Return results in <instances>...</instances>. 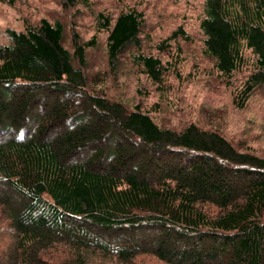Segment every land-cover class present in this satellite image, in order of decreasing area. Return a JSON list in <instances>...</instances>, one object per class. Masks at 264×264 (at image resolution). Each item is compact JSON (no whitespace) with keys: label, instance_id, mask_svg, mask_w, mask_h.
Returning <instances> with one entry per match:
<instances>
[{"label":"trees","instance_id":"trees-1","mask_svg":"<svg viewBox=\"0 0 264 264\" xmlns=\"http://www.w3.org/2000/svg\"><path fill=\"white\" fill-rule=\"evenodd\" d=\"M55 2L64 17L7 27L0 42V264H264V153L219 125L158 124V102L96 87V35L75 26L88 10L109 72L128 61L163 90L186 29L154 53L136 7ZM198 19L208 72L244 107L264 90V0H203Z\"/></svg>","mask_w":264,"mask_h":264},{"label":"rangeland","instance_id":"rangeland-1","mask_svg":"<svg viewBox=\"0 0 264 264\" xmlns=\"http://www.w3.org/2000/svg\"><path fill=\"white\" fill-rule=\"evenodd\" d=\"M203 0H92L93 10L104 9L115 13L121 7L134 6L144 14L146 49L157 53L154 45L173 29L182 26L191 41L179 39L182 52L178 54L179 74L166 77L168 90L158 88L145 74L128 61L122 62L112 74L106 62L105 31H96L93 19L86 13L76 18V29L83 40L96 35V44L87 49L88 71L97 81L96 87L106 88L128 102H140L152 109L158 124L181 126L190 120L219 125L228 134L244 138L257 152L264 153V90H256L242 108L234 106L231 87L218 83L208 72L210 62L201 56V38L198 17ZM46 16L64 17L55 0H16L13 5L0 1V42H7L5 29H21L26 20ZM67 26V25H66ZM69 35L65 44L70 47ZM174 51V50H173ZM176 52V51H174ZM2 242V241H1ZM0 242V244H1ZM143 264H165L154 257H145Z\"/></svg>","mask_w":264,"mask_h":264}]
</instances>
